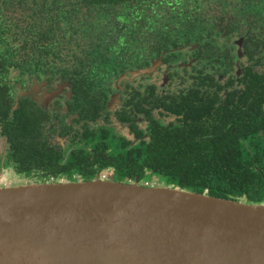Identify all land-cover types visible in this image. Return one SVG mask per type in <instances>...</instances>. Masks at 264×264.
I'll return each instance as SVG.
<instances>
[{"label": "flooded vegetation", "instance_id": "obj_1", "mask_svg": "<svg viewBox=\"0 0 264 264\" xmlns=\"http://www.w3.org/2000/svg\"><path fill=\"white\" fill-rule=\"evenodd\" d=\"M213 12L197 31L186 21L183 33L154 32L131 53L128 24L115 23L105 34L121 61L113 74H101L110 73L103 66L88 76L92 61L107 57L102 52L83 61L86 73L83 65L81 72L70 66L66 77L28 72L5 87L0 170L28 183H151L159 178L146 171L141 180L134 165L164 153L204 157L211 151L195 141H230L222 154L264 159V0H235ZM181 127L198 133L187 137ZM179 140L187 143L182 151ZM237 201L253 203L243 196Z\"/></svg>", "mask_w": 264, "mask_h": 264}, {"label": "water", "instance_id": "obj_2", "mask_svg": "<svg viewBox=\"0 0 264 264\" xmlns=\"http://www.w3.org/2000/svg\"><path fill=\"white\" fill-rule=\"evenodd\" d=\"M0 264H264V201L101 179L0 184Z\"/></svg>", "mask_w": 264, "mask_h": 264}, {"label": "trees", "instance_id": "obj_3", "mask_svg": "<svg viewBox=\"0 0 264 264\" xmlns=\"http://www.w3.org/2000/svg\"><path fill=\"white\" fill-rule=\"evenodd\" d=\"M232 2L235 0H0V92L14 86L28 72L51 76L63 73L66 77L69 68L81 72L79 67L83 65L82 72L88 76L103 66L110 73L101 74H113L121 69V61L117 63L114 56L118 50L107 45L110 41L105 34L115 28V23L128 24L125 44L131 53L136 46L144 48L154 32L157 37L175 28L183 33L186 21L194 23L190 29L197 31L201 27L197 25L211 16L215 7H226ZM118 43L121 45V39ZM102 52L108 58H96L87 69L83 61ZM73 76L77 79L80 75ZM98 82L101 84L102 80ZM6 110L0 104V120L5 128L8 117L1 112ZM14 116L20 118V112ZM227 124L218 122L217 129ZM181 129L187 137L198 133L194 130L188 135L187 127ZM177 142L181 151L187 145L182 140ZM195 143L211 151L204 157L164 153L144 158L141 164L130 167L132 174L144 180L147 171L163 185L216 198L237 201L243 196L254 203L264 201V159L222 154L223 149H231L230 141ZM20 175L25 176L21 172Z\"/></svg>", "mask_w": 264, "mask_h": 264}, {"label": "rangeland", "instance_id": "obj_4", "mask_svg": "<svg viewBox=\"0 0 264 264\" xmlns=\"http://www.w3.org/2000/svg\"><path fill=\"white\" fill-rule=\"evenodd\" d=\"M215 15H217L216 12H213V16H215ZM0 184H4L5 186H8L9 187V186H17V185H20V184H28V181L25 180L24 178L17 177L14 174L13 175H11V174H9V175L8 174H4L2 177H0ZM143 184H146V183H143ZM147 184L160 185L161 182L158 181V179H157L155 182H151V183H147ZM256 203L259 204V202H256ZM249 204H255V203L253 202V203H249Z\"/></svg>", "mask_w": 264, "mask_h": 264}]
</instances>
